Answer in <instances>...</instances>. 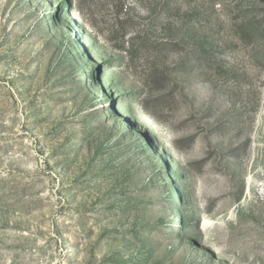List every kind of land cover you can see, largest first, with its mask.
Here are the masks:
<instances>
[{
    "label": "rangeland",
    "instance_id": "374dc122",
    "mask_svg": "<svg viewBox=\"0 0 264 264\" xmlns=\"http://www.w3.org/2000/svg\"><path fill=\"white\" fill-rule=\"evenodd\" d=\"M0 264H264V0H0Z\"/></svg>",
    "mask_w": 264,
    "mask_h": 264
}]
</instances>
